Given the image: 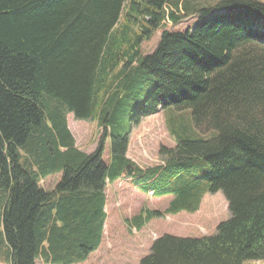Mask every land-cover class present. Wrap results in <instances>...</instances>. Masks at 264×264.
<instances>
[{"label": "trees", "instance_id": "1", "mask_svg": "<svg viewBox=\"0 0 264 264\" xmlns=\"http://www.w3.org/2000/svg\"><path fill=\"white\" fill-rule=\"evenodd\" d=\"M187 17L190 27L170 29ZM148 75L154 86L128 125L166 107L189 110L192 125L167 119L174 146L158 147L163 165L141 168L118 128ZM69 114L102 128L92 152L76 146ZM199 159L206 174L159 186L171 165L169 183ZM59 172L46 190L41 181ZM123 178L146 194L173 192L171 212H195L217 191L229 211L211 235L157 237L138 264L264 260V0H0V240L9 263L84 260L104 234L107 182Z\"/></svg>", "mask_w": 264, "mask_h": 264}, {"label": "rangeland", "instance_id": "2", "mask_svg": "<svg viewBox=\"0 0 264 264\" xmlns=\"http://www.w3.org/2000/svg\"><path fill=\"white\" fill-rule=\"evenodd\" d=\"M212 3L214 0H199ZM194 18H182L179 23L170 29L184 30L192 25ZM160 30L156 31L149 40L142 42L141 53L150 54L156 47L159 40ZM147 85L141 90H137L134 98L125 109L123 123L118 128L119 133L128 131L129 145L127 157L133 159L141 168L150 167L161 163V158L157 156V149L160 145L173 147L175 141L169 133L170 122L167 119L172 118L176 123L182 122L186 127L191 128L190 111L185 109L177 111L171 107L159 110L157 113L143 117L138 125H128V120L141 103L143 98L152 90L154 83L150 75ZM168 123V127H167ZM67 126L75 139L78 148L85 152H92L100 137L102 128H99L97 121L91 119H75L73 114L67 116ZM199 133H201L199 131ZM206 133L205 136H209ZM102 159L105 163L109 162L110 151L107 140ZM178 164H173L166 172V177L159 183L162 187H177L182 185L192 175H204L209 171V166L202 159L193 163H184L179 169L181 173L174 182L169 183V173L178 168ZM61 173H54L41 181L46 190H51L54 184L59 180ZM126 178L120 179L121 184L116 181L106 186L107 197L110 198L111 190L114 186L120 188V199L107 202V214L104 223L106 239L103 237L101 244L96 250L91 251L88 256L73 264H138L139 260L149 253L153 238L169 234L179 237H200L202 235H211L215 232V227L220 222L229 217L227 201L221 191L215 193H205L201 199L199 209L195 212H171L168 207L175 194L173 192H163L151 196L149 193H143L137 187L133 189ZM165 180L167 182H165ZM126 181V182H125ZM125 182V183H124ZM153 193V192H152ZM111 200V199H110ZM112 203V206H111ZM144 209L143 213L139 212ZM160 212V215L154 213ZM141 215L144 220L138 218ZM142 223V224H141ZM139 224L141 226L139 227ZM1 231V228H0ZM115 237V245H111L104 253L106 242L109 237ZM153 237V238H152ZM0 240V264H10L7 257V248L3 237ZM103 250V251H102ZM36 264H43L41 260L36 259ZM49 264V263H44ZM253 264H264V260L254 261Z\"/></svg>", "mask_w": 264, "mask_h": 264}, {"label": "crops", "instance_id": "3", "mask_svg": "<svg viewBox=\"0 0 264 264\" xmlns=\"http://www.w3.org/2000/svg\"><path fill=\"white\" fill-rule=\"evenodd\" d=\"M129 145V144H128ZM130 183L128 184V186H130V185H132V183H131V180H132V178H126ZM126 180V181H127ZM125 181V182H126ZM124 182V183H125ZM114 183V182H113ZM113 183H111V184H113ZM133 186V185H132ZM133 189H135V186H133L132 187ZM120 192H121V190H120V188H117L116 186H114L113 188H112V190H111V194H110V198H108L107 197V194H106V202H105V212H106V214H107V207H108V204H107V202H108V200L111 202V201H116V198H119L120 199ZM105 193H106V191H105ZM111 199V200H110ZM111 206H112V203H111ZM143 211H144V209H141L139 212H141V213H143ZM104 232H105V227H104ZM103 237H105V239H106V235H105V233L103 234ZM103 237H102V239H103ZM110 239H109V241L108 242H106V247H105V249H103L104 250V253H106V255H108L107 254V252H108V250L109 249H107V245H108V248L113 244V245H115L114 244V242L116 241V236L115 237H110V236H108ZM102 239H101V241H102ZM100 244H101V242H100ZM102 250V251H103ZM40 260V259H39ZM41 262L44 264V263H48V262H43L42 260H41ZM50 264V263H49Z\"/></svg>", "mask_w": 264, "mask_h": 264}, {"label": "built area", "instance_id": "4", "mask_svg": "<svg viewBox=\"0 0 264 264\" xmlns=\"http://www.w3.org/2000/svg\"><path fill=\"white\" fill-rule=\"evenodd\" d=\"M165 23H167V24H170V22H168V20H166V22Z\"/></svg>", "mask_w": 264, "mask_h": 264}, {"label": "bare ground", "instance_id": "5", "mask_svg": "<svg viewBox=\"0 0 264 264\" xmlns=\"http://www.w3.org/2000/svg\"><path fill=\"white\" fill-rule=\"evenodd\" d=\"M111 87V86H110ZM128 98V97H127Z\"/></svg>", "mask_w": 264, "mask_h": 264}]
</instances>
